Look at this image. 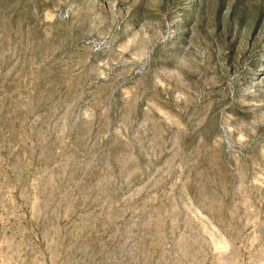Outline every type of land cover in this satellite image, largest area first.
<instances>
[{"label": "rangeland", "instance_id": "1", "mask_svg": "<svg viewBox=\"0 0 264 264\" xmlns=\"http://www.w3.org/2000/svg\"><path fill=\"white\" fill-rule=\"evenodd\" d=\"M0 264H264V0H0Z\"/></svg>", "mask_w": 264, "mask_h": 264}]
</instances>
